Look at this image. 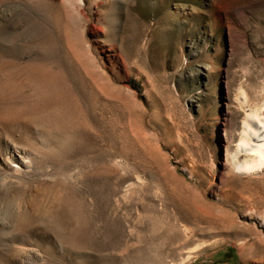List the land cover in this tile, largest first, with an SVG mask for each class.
Wrapping results in <instances>:
<instances>
[{"label": "rangeland", "instance_id": "rangeland-1", "mask_svg": "<svg viewBox=\"0 0 264 264\" xmlns=\"http://www.w3.org/2000/svg\"><path fill=\"white\" fill-rule=\"evenodd\" d=\"M262 85L264 0H0V264H264L225 157Z\"/></svg>", "mask_w": 264, "mask_h": 264}, {"label": "bare ground", "instance_id": "bare-ground-1", "mask_svg": "<svg viewBox=\"0 0 264 264\" xmlns=\"http://www.w3.org/2000/svg\"><path fill=\"white\" fill-rule=\"evenodd\" d=\"M67 48L69 52L68 53L69 64L72 67L76 68V70L80 73V75L82 74L81 76L84 78L83 80L86 83L90 84V88H94V91L96 90L100 95L109 97L111 94L109 89L110 87L105 82H103L104 79L100 73H95L92 70L94 65H91L92 63L86 59L85 54L79 52L76 45L73 44L72 42H68ZM259 91L261 92L259 98L253 101L250 99L247 92L241 86H239L236 89L232 98V102L234 104V108L240 114V121L238 125L232 130L233 132H231L230 134L229 145L225 150V157H226V161L228 162V164H226L228 166V174L232 178L245 180L246 182L243 183V186L247 188L252 185L251 182H256L257 184L259 183L262 186H264V86L263 85L260 87ZM256 94L259 93L257 92ZM133 104L135 105V102H133ZM178 135L176 138L179 139L180 135L179 136ZM142 146H145L147 148L149 147L148 144L144 142ZM18 157L22 159H26L24 156L21 157L18 156ZM27 160L28 159H26V161H23L22 164L20 163L12 167L14 168L15 171H20V167L27 168L28 167L27 164L29 162V160L28 161ZM114 163L118 168L122 167V165L119 162L115 161ZM132 186L133 185L131 183L128 184L127 186H124L123 187L124 189L119 194L124 197ZM258 186L261 187L260 185ZM252 187L253 186H251L250 188L252 189ZM256 190L258 189L256 188ZM240 196L243 197V195ZM245 198L246 199L244 198L241 199L242 202L243 201L246 202V204L244 203L243 205L244 206L243 212L245 213L244 216L249 218V216L252 215L256 220V223L255 222L252 223V226L257 227V222H259L260 224L258 225H260L261 227L262 225H264V205L260 207H254V205L249 204L253 202V198L251 197H245ZM123 200L125 199L123 198ZM260 200L262 199L260 198ZM261 230L263 231L264 229ZM203 244L204 242L198 243L197 248L199 247L200 249ZM194 249L195 248H187L186 250H184L183 258L181 259L180 262H178V264H186L190 260V258H192L194 251H196Z\"/></svg>", "mask_w": 264, "mask_h": 264}]
</instances>
